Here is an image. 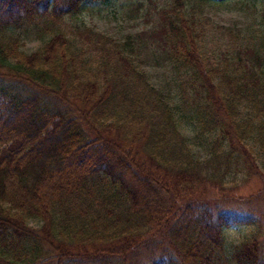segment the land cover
I'll return each instance as SVG.
<instances>
[{"label":"trees","instance_id":"16d2710c","mask_svg":"<svg viewBox=\"0 0 264 264\" xmlns=\"http://www.w3.org/2000/svg\"><path fill=\"white\" fill-rule=\"evenodd\" d=\"M95 1L0 0V264H264V216L205 193L264 174V51L210 65L184 0L132 47L78 24L66 36L64 18ZM34 23L50 37L30 54L3 33ZM143 47L184 74L183 98L149 82Z\"/></svg>","mask_w":264,"mask_h":264},{"label":"rangeland","instance_id":"374dc122","mask_svg":"<svg viewBox=\"0 0 264 264\" xmlns=\"http://www.w3.org/2000/svg\"><path fill=\"white\" fill-rule=\"evenodd\" d=\"M173 2L174 0H97L84 4L74 16H66L60 27L66 36H71L75 31V25L78 24L91 29L94 33L112 37L117 42H124L132 47L139 43L138 33L155 28L161 11L171 8ZM184 2L186 12L193 16L196 23L200 41L199 51L210 65H217L221 59L220 55H223L229 66L234 62L239 49L253 48L264 51L262 43L264 0L220 2L184 0ZM25 26L26 24L22 25V28ZM10 32L20 35L23 44L20 50L27 54L35 52L50 37L38 23L27 26L23 31L13 26L11 31L6 30L3 33L9 35ZM91 46L83 43L81 47L89 51L93 49ZM139 61L149 82L165 95L174 97L176 102L189 92L184 74L165 63L160 53L143 47L140 49ZM179 128L182 135L189 140L195 156L198 159H205L208 156L207 142L202 137H197V130L183 119H179ZM245 178L236 176L235 183L227 184L224 192L208 187L205 190L206 196L213 198L214 203L220 205L222 210L251 211L260 217L264 216V174L262 177H248L247 181H244ZM30 224L36 230L40 226L36 221ZM261 227L264 232V220ZM253 232H255L253 227H247L237 230L226 229L223 233L226 244L231 247L247 239Z\"/></svg>","mask_w":264,"mask_h":264}]
</instances>
